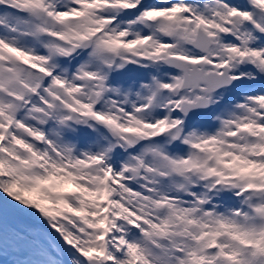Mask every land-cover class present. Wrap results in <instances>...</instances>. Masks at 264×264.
<instances>
[{
  "label": "snow or ice",
  "instance_id": "obj_1",
  "mask_svg": "<svg viewBox=\"0 0 264 264\" xmlns=\"http://www.w3.org/2000/svg\"><path fill=\"white\" fill-rule=\"evenodd\" d=\"M0 264H264V0H0Z\"/></svg>",
  "mask_w": 264,
  "mask_h": 264
}]
</instances>
